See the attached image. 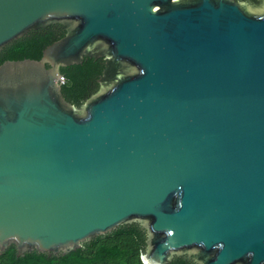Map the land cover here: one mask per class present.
I'll return each mask as SVG.
<instances>
[{
    "label": "water",
    "instance_id": "water-1",
    "mask_svg": "<svg viewBox=\"0 0 264 264\" xmlns=\"http://www.w3.org/2000/svg\"><path fill=\"white\" fill-rule=\"evenodd\" d=\"M0 254L66 255L122 225L143 264H264V0H0ZM104 59L75 106L61 69Z\"/></svg>",
    "mask_w": 264,
    "mask_h": 264
},
{
    "label": "trees",
    "instance_id": "trees-1",
    "mask_svg": "<svg viewBox=\"0 0 264 264\" xmlns=\"http://www.w3.org/2000/svg\"><path fill=\"white\" fill-rule=\"evenodd\" d=\"M261 0H249L258 4ZM65 35L62 25L29 31L0 51V64L4 61L40 59L42 51ZM104 66L102 58H83L80 65L61 69L65 83L61 93L66 101L77 106L98 89L96 80ZM145 232L137 224L122 225L111 232L81 244L66 255H47L36 251L17 256L14 246L0 254V264H143ZM169 264H193L184 257H174Z\"/></svg>",
    "mask_w": 264,
    "mask_h": 264
},
{
    "label": "built area",
    "instance_id": "built-area-1",
    "mask_svg": "<svg viewBox=\"0 0 264 264\" xmlns=\"http://www.w3.org/2000/svg\"><path fill=\"white\" fill-rule=\"evenodd\" d=\"M64 83H65V79H64L63 76H61V77L59 78V84H60V85H63Z\"/></svg>",
    "mask_w": 264,
    "mask_h": 264
},
{
    "label": "flooded vegetation",
    "instance_id": "flooded-vegetation-1",
    "mask_svg": "<svg viewBox=\"0 0 264 264\" xmlns=\"http://www.w3.org/2000/svg\"><path fill=\"white\" fill-rule=\"evenodd\" d=\"M103 60H104V59H103ZM103 67H104V66H103ZM102 70H103V69H102ZM101 72H102V71H101ZM100 75H101V74H100ZM100 75H99V76H100ZM98 78H99V77H98ZM96 82H97V80H96Z\"/></svg>",
    "mask_w": 264,
    "mask_h": 264
}]
</instances>
